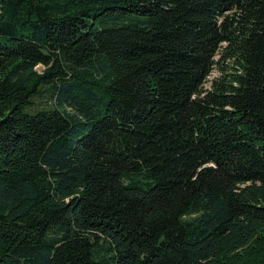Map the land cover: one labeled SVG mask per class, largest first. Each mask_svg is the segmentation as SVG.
<instances>
[{
  "label": "trees",
  "instance_id": "16d2710c",
  "mask_svg": "<svg viewBox=\"0 0 264 264\" xmlns=\"http://www.w3.org/2000/svg\"><path fill=\"white\" fill-rule=\"evenodd\" d=\"M0 264H264V0H0Z\"/></svg>",
  "mask_w": 264,
  "mask_h": 264
},
{
  "label": "rangeland",
  "instance_id": "374dc122",
  "mask_svg": "<svg viewBox=\"0 0 264 264\" xmlns=\"http://www.w3.org/2000/svg\"><path fill=\"white\" fill-rule=\"evenodd\" d=\"M227 63L230 64V65H233L231 62H228V61H227ZM218 75H220V71H219L218 66H215V68H214V70H213V72H212V74H211L209 80H212L213 78L217 77ZM206 85H207V87H208V86L210 85V81L207 82ZM46 100H47L46 97H43V98H41V99H38V100H37V103H38V104H41L42 106H41V105H38V104H37V106H38V107L46 106V103H47ZM33 110H35V109H33Z\"/></svg>",
  "mask_w": 264,
  "mask_h": 264
}]
</instances>
